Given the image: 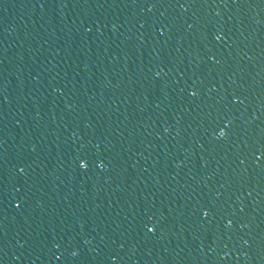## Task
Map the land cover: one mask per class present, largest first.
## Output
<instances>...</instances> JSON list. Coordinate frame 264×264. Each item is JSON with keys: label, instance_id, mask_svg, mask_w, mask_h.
<instances>
[{"label": "water", "instance_id": "95a60500", "mask_svg": "<svg viewBox=\"0 0 264 264\" xmlns=\"http://www.w3.org/2000/svg\"><path fill=\"white\" fill-rule=\"evenodd\" d=\"M0 264H264V0H0Z\"/></svg>", "mask_w": 264, "mask_h": 264}, {"label": "snow or ice", "instance_id": "6c2138e0", "mask_svg": "<svg viewBox=\"0 0 264 264\" xmlns=\"http://www.w3.org/2000/svg\"><path fill=\"white\" fill-rule=\"evenodd\" d=\"M217 39H220V37L218 36ZM193 95H196V93L194 92ZM222 135H223V133H222ZM82 166L85 167V168H87V163L85 162ZM101 166H102V165H101ZM20 171L23 172L24 169L21 168ZM17 207H19V205H17ZM204 215H205V217H207L208 213L205 212ZM155 230H156V229H155L154 227L149 228V231H150V232H154Z\"/></svg>", "mask_w": 264, "mask_h": 264}]
</instances>
